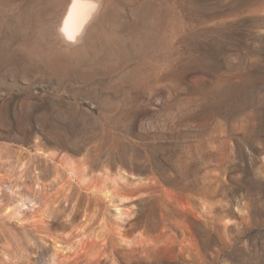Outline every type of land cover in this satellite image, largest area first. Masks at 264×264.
I'll list each match as a JSON object with an SVG mask.
<instances>
[{"label":"rangeland","instance_id":"obj_1","mask_svg":"<svg viewBox=\"0 0 264 264\" xmlns=\"http://www.w3.org/2000/svg\"><path fill=\"white\" fill-rule=\"evenodd\" d=\"M58 1L0 0V264H264V0Z\"/></svg>","mask_w":264,"mask_h":264},{"label":"bare ground","instance_id":"obj_2","mask_svg":"<svg viewBox=\"0 0 264 264\" xmlns=\"http://www.w3.org/2000/svg\"><path fill=\"white\" fill-rule=\"evenodd\" d=\"M64 3L60 0V1H58L57 4H55L54 11H53L54 12L53 13L54 16H56V17L57 16L58 17H61L62 16L63 11H64V7H66ZM87 7L88 6H86L85 4H83V2H81V0H74L73 1V4L68 8V11H67V13H66V15H65V17L63 19V24H62L61 30H60L61 33L66 38H68V37L69 38H74L75 35H76V33L79 32L81 26L83 25V22L85 20V17L87 15ZM86 34H88V33H86ZM88 36H89V34L88 35H85L84 37H82L83 39L80 38V40H83L84 41V45L85 46L90 43V41H89L90 39H89ZM47 37L50 39L53 47L56 48L57 50H61V51H67V50H69V48L61 41L60 36L58 35V33L55 32V29L54 28L48 33ZM129 177H130L129 175H126L123 172H118L115 177H109L108 176L105 179L104 182L106 183V185L107 184H111V185L114 184V186H115V185H117V184H119L121 182L133 181ZM103 179H104V177H103ZM136 181H140V180L137 179ZM98 184H100V183H98ZM106 185H105V187H106ZM105 196L109 197V193L108 192H105ZM110 201L115 206L116 201L115 200H112V199ZM118 206H115V207H118Z\"/></svg>","mask_w":264,"mask_h":264},{"label":"water","instance_id":"obj_3","mask_svg":"<svg viewBox=\"0 0 264 264\" xmlns=\"http://www.w3.org/2000/svg\"><path fill=\"white\" fill-rule=\"evenodd\" d=\"M123 171L127 173L129 176L137 177V179L139 180L145 179V177H147V175L140 170V167L132 166L127 170H123V169L119 170V172H123ZM143 195H145V193H143Z\"/></svg>","mask_w":264,"mask_h":264}]
</instances>
